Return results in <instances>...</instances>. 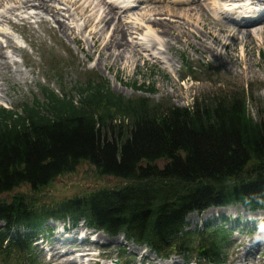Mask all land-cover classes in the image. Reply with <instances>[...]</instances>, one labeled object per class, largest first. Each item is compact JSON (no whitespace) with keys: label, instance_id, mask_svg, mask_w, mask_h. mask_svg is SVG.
Returning a JSON list of instances; mask_svg holds the SVG:
<instances>
[{"label":"trees","instance_id":"16d2710c","mask_svg":"<svg viewBox=\"0 0 264 264\" xmlns=\"http://www.w3.org/2000/svg\"><path fill=\"white\" fill-rule=\"evenodd\" d=\"M248 102L244 92H219L180 108L89 79L70 93L43 88L31 104L0 106V264H36L33 238L49 221L83 222L161 257L222 262L231 221L201 232L185 221L211 207L264 210V109L256 120ZM83 163L121 183L48 197Z\"/></svg>","mask_w":264,"mask_h":264},{"label":"rangeland","instance_id":"374dc122","mask_svg":"<svg viewBox=\"0 0 264 264\" xmlns=\"http://www.w3.org/2000/svg\"><path fill=\"white\" fill-rule=\"evenodd\" d=\"M128 1L129 0H104V4L100 5L97 9H101L100 11H102L108 6L112 8V6L115 5V8H113L115 11H118L119 7L126 5ZM194 1L203 3L206 12H208L214 21L219 22L220 25H232L223 20V16H225L224 11L229 9V4H235L236 6H243L246 4L245 0H237V2L227 4L225 3L226 0H136L138 5H135L134 8H130L131 10L126 12L127 14L124 18L127 22L145 26L141 33L135 32V30L131 31L132 35L128 38L138 45H143V49L146 50L143 52L144 59L138 60L135 64L130 62L119 66L117 69L110 68L108 70L104 69L102 60H100L99 56L95 54L92 49L93 43L87 31H83V19L77 15L74 14L69 20L65 18L63 20L70 27H73L75 35L81 40L83 46L75 42L70 34L57 32L58 37L56 38L51 28L55 26V24H51L52 22H49L50 26L37 24L35 23L36 19L33 18L30 19L31 28L22 26V22L18 20H20L21 17H28V15L25 14L23 10H18L17 6L4 2L3 6L0 8V14L4 13L8 17L10 16L13 21L19 22L20 28L17 27L18 29H12L10 25L4 23V20L0 17V29L2 30L0 32V42L6 46V39L12 38L13 42L20 46L25 54H15L9 50L6 51L7 54L11 56L9 57L10 61L15 63V65H13V71L20 70L23 76L16 74L13 75L11 79L5 77L4 81H0V85L5 84L7 89V95L0 93V106L7 109H15L24 104H31L34 100L41 98V90L43 88H50L56 93H59V89H63L66 93H70L80 84L87 83V81L91 79L95 82H107L111 91L123 95L126 98L145 96L154 103H170L180 108L191 106L195 98L208 93L221 92L228 94L232 91L238 93L244 92L249 100L248 109L251 116L256 120L261 119L264 109L263 37L257 36L254 38V43L252 44L253 50L250 52L251 55L246 57V63L244 64V67L247 69L245 72L242 71L243 68H240L234 60L230 61L228 59L226 52L222 48L215 46L213 41L206 37L205 32L199 24H206L208 21L196 23L191 20L185 21L186 19L183 18V20L180 19V22L183 23L181 26L183 29L180 27L177 28L174 27V24H171L173 18L166 14L165 11H162V14L157 16L154 15L156 18L154 16H152V18L161 19L168 23L170 29L172 26L170 31L175 29V36L181 34L180 40L169 35L165 37L159 36V38L157 36L156 38L159 39L158 45L160 46H157L156 51L145 45V41H147L149 36L153 37L152 35L154 33L151 34L150 31L146 29V25L143 21L135 20L138 19V17L132 15L131 12L144 11L147 10V8L151 9L153 6H161V8L168 9H186L196 4ZM55 5H57L58 8H67L66 4L57 0L55 1ZM10 9L13 10L11 11ZM236 9L238 8H234L233 10ZM233 10H231V12H233ZM254 10H257V8H254ZM71 13H74V11L72 10ZM195 18H197L196 15L194 19ZM184 21L186 23H184ZM187 27L190 28H188V30L196 31L197 35L202 41L206 42L208 47L214 48V55L208 52V49H206L207 46L202 48L199 44V40H195L190 33L186 32ZM211 27L212 25L209 28ZM236 27L243 28V26L239 25H236ZM212 30L214 31V29ZM220 37L221 39L223 37L225 38V35H220ZM166 42L170 43V50H167ZM232 53L242 55L243 50L239 49L238 52ZM28 56L29 58L27 59ZM118 85H122L123 88H119ZM137 88H151L153 93L145 94V92L136 90ZM120 183L119 180L112 177H98L91 165L83 163L77 167L74 173L58 177L48 190V197L58 199L68 198L100 187H113ZM27 190V187H22L17 191L26 192ZM233 206L238 207L236 212L229 208L225 213L220 211L216 213L215 216L207 217L205 215L207 211H214L221 208L211 207L202 213L190 214L185 221L187 225L186 230H200L201 232L206 224L210 226L220 225L224 223L221 219L226 218L231 222L240 219L242 223L250 221L252 224V220L256 218V216L252 215L253 213L248 215V213H246L248 210L245 209V212L240 209V207H242L241 205H230L228 207ZM261 211L262 210L252 212L259 213ZM262 212L264 213V211ZM258 221V226L264 225V216L259 217ZM82 224L85 225L83 222L72 226L68 222L63 224L61 221H49L45 225L46 227L43 228V233H41L43 239L41 237L37 238L36 242L32 245L36 264H56L54 261H49L50 255L48 249L51 248V233L60 234V231L62 232V226H65V228L69 227V229L84 228ZM83 228L81 231L85 232L83 231L85 228ZM225 229H228L227 243L223 249V260L218 264H236L237 262L234 261L235 255H233L236 240L241 239L243 244H248L251 237L245 234L243 226L242 229H238V231H236L235 225H228ZM92 231L94 232H89L88 235L90 237L92 236V241H99V245L96 249L90 251L91 254L85 259L86 264H88L89 259H95L96 264H108V261H105L107 259L106 257L111 260L110 264H157L159 262L160 264H166L165 262L172 261L173 259L177 261L173 264H214L205 263L203 260H200L195 252L189 257L176 252L169 253L167 257H161L149 252L141 246L126 242L122 237H110L102 232L96 230ZM107 238L119 239L113 245H107V243H105ZM131 244L137 246L136 248L139 249V252H135ZM258 245L261 250L264 251L263 244L258 243ZM74 248H78L76 244H68V246L62 247L60 253L57 255L58 264L77 257L78 251L74 250ZM98 251L104 254L101 253L97 259L94 255ZM75 253L77 254L73 256ZM149 253L153 254L154 258H150L148 256ZM79 256L81 257L82 255L79 254ZM258 263L264 264V260H258ZM17 264H24V262H18Z\"/></svg>","mask_w":264,"mask_h":264},{"label":"bare ground","instance_id":"6f19581e","mask_svg":"<svg viewBox=\"0 0 264 264\" xmlns=\"http://www.w3.org/2000/svg\"><path fill=\"white\" fill-rule=\"evenodd\" d=\"M55 1L56 0H0V8L3 6L4 2H8L13 6H17L18 10H23V12L28 15V17H21L20 20H18L22 22L21 23L23 24L22 26H27L28 28H31L32 25L30 19L33 18L36 19L35 23L37 24L50 26L49 22H52L51 24L53 25L55 24V26L51 28L53 30V35L56 36V38L58 37L57 32L70 34L75 42L82 45L81 40H79L78 37L75 35V30L73 29V27H70L63 20L64 18L69 20V18H72L74 14L77 15L78 17L83 19V26H84L83 31L85 30L87 31L93 43L92 49L94 50L95 54L99 56L100 60H102V65L104 69L107 70L110 68L117 69L119 66L125 65L126 63L131 62L135 64L138 60L144 59L143 52L146 50L143 49V45H138L133 40H130L128 38H130V36L132 35L131 31L135 30V32L141 33V31L143 30V28H145V26L142 24L136 25L135 23L127 22L125 21L124 18L127 14L126 12L128 10H131L130 8H134L135 5L136 6L138 5L136 0H129L126 5L119 7L118 11L114 10L115 5L112 6V8L108 6L104 9L102 7L104 9L102 11H100L101 9L100 10L97 9L100 7V5L104 4V0H57L59 2L66 4L67 7L66 9L58 8V6L55 5ZM245 1L246 4L242 6L243 10H240V8L233 10L232 15H236V17L234 18H238L240 15L243 14L249 15V17H251V15L254 16L253 15L254 12H252L251 10H246L245 8L248 7L249 5L258 3L264 7V0H245ZM194 2H196V4H193L192 7L186 9H179V8L168 9V8H161V6H157V7L153 6L151 9L147 8V10L144 11H136L133 13L131 12L132 15H136V17H138V19L135 20L143 21L144 24L146 25V29H148L151 34L154 33L152 35L153 37L151 36L148 37L147 41H145V45H147V47H151V49L153 50L155 49L156 51L157 46H160L158 45L159 36L165 37L169 35V36H174L175 39H179L181 37V34L176 36L174 35L175 29L173 31H170L172 29V26L170 29L169 27L170 25H168V23L164 22L161 19L160 20L155 19L156 17L154 15L156 16L160 15L162 14L161 13L162 11H165L166 14H168L170 17L173 18L171 24H174L175 25L174 27L177 28L180 27L183 29V27H181L183 23L180 22L181 20H183V18L186 19L185 21L191 20L196 23L208 21L206 24L204 23L199 24L201 25L202 30L205 32L206 37L210 38L215 44V46L222 48L226 52L228 59L230 61L234 60V62L238 64L240 68H243L242 71L245 72V70L247 69L244 67V64L246 63V57L248 55H251L250 52H252L253 50L252 44L254 43L253 41L254 38L257 36H261L264 38V24H263L264 18L260 19L259 21L257 20V18H260L261 15H264V10L260 11L259 14H256V16L254 17L255 19L250 22H242L237 24L233 22H228L224 19L226 22L231 23L232 25H220L219 22L214 21L212 17L208 14V12H206L203 3L201 2L198 3L197 1ZM232 2H237V0H226L225 3H232ZM247 9H251V8H247ZM10 10L12 11L13 9ZM72 10L74 11V13H71ZM13 15H14V11H13ZM195 15L197 16V18L194 19ZM152 16H154L155 18L154 17L152 18ZM0 17L4 20L3 22L10 25L12 29H16L17 27H19V22L13 21L10 18V16L8 17L6 16V14L3 13L0 14ZM234 18H231V21H233ZM185 21L184 23H186ZM211 25L212 27L209 28ZM236 25L243 26V28H238L236 27ZM188 28L189 27L186 28V32L190 33L195 40L197 41L199 40V44L202 46V48L206 47L207 46L206 42L200 39V37L197 35V32L194 30L193 31L188 30ZM212 29H214V31ZM1 31L2 30L0 29V32ZM220 35L223 36L225 35V38L223 37L221 39ZM157 36L158 38H156ZM5 43L6 46H4V44L0 42V81L1 80L4 81L5 77L11 79V77L16 74H20V76H23L20 70L13 71L14 69L13 65H15V63H12L10 61L9 57L11 56H9L6 51L9 50L15 54H21V53L25 54L24 50L20 46H18L15 42H13L12 38L11 39L7 38ZM166 48L167 50H170L171 48L170 43L166 42ZM206 49H208V52L210 54L214 55L215 50L213 47L207 46ZM239 49L243 50L242 55H237L232 53V52H238ZM28 58L29 56L27 57V59ZM118 86L119 88H123L122 85H118ZM0 93L7 95V89L5 84L0 85ZM229 208H231V210L235 212L236 210H238L237 209L238 207L235 206L224 207L214 211L209 210L206 212L205 215L207 217L215 216L216 213H219L220 211H222V213H225L227 210H229ZM240 209L245 211V209L242 207H240ZM246 213H248V215L253 213L252 215L256 216V218L253 220V226L248 231V235L251 237L249 243L243 244L241 239L236 240L234 244L235 254L233 253V255H235L234 261L237 262L236 264H259L258 260L260 261L262 259L264 260V251H262L261 248L259 247L258 245L259 242L256 241V236L257 235L264 236L263 235L264 232H260V228L262 225L258 226V223H254V221L259 222L258 221L259 217L264 216V213L262 211L259 212L260 214L258 212H252V211H247ZM82 228L83 227L70 229L68 231L65 230V232L63 233L60 231V234L51 233L52 234V235L50 234L51 248L48 249L50 255L49 261H54L56 262V264H58L57 255L60 253V249L64 246H68V244H76L78 248H74V250L78 251V256L75 257L74 259L60 262L59 264H86L85 259L89 256L90 251L96 249V247L99 245L98 244L99 241L96 240L88 241L87 239L88 237L87 235H85L87 233L82 232L81 231ZM119 237L123 238V236H119ZM118 239L107 238L105 240V243H107V245H113L115 242L118 241ZM133 247L135 252H139V249L136 248L137 246L133 245ZM76 254L77 253L73 254V256ZM79 254H81L82 256L80 257ZM148 256L150 258H154L153 254L151 253H149ZM176 262L177 261L173 259L172 261H168L165 263L173 264ZM88 264H96L95 259H89ZM157 264H160V262Z\"/></svg>","mask_w":264,"mask_h":264},{"label":"clouds","instance_id":"9594fccd","mask_svg":"<svg viewBox=\"0 0 264 264\" xmlns=\"http://www.w3.org/2000/svg\"><path fill=\"white\" fill-rule=\"evenodd\" d=\"M260 232H264V225L261 226ZM256 241L259 242V243L264 244V236L257 235L256 236Z\"/></svg>","mask_w":264,"mask_h":264}]
</instances>
